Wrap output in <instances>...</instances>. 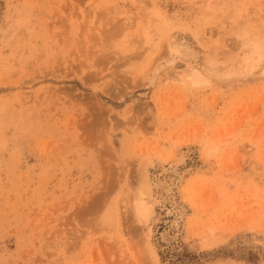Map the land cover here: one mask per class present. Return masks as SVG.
Listing matches in <instances>:
<instances>
[{
	"label": "rangeland",
	"instance_id": "1",
	"mask_svg": "<svg viewBox=\"0 0 264 264\" xmlns=\"http://www.w3.org/2000/svg\"><path fill=\"white\" fill-rule=\"evenodd\" d=\"M0 264H264V0H0Z\"/></svg>",
	"mask_w": 264,
	"mask_h": 264
},
{
	"label": "bare ground",
	"instance_id": "2",
	"mask_svg": "<svg viewBox=\"0 0 264 264\" xmlns=\"http://www.w3.org/2000/svg\"><path fill=\"white\" fill-rule=\"evenodd\" d=\"M154 25H151V27H153L155 29ZM159 26H161V25H159ZM147 27H144L143 32H142L144 34L143 37L145 39V43L148 42V38H149V36H148L149 30H147L148 29ZM257 48H259V47H257ZM260 48H261V46H260ZM259 56H261V55L259 54ZM192 72H193V77H192L193 83H201L203 81V77L201 76V73L196 69H193ZM205 149H207V153H211L212 151L216 150L214 147H211V146H209L208 148H205ZM177 153H179V152H177ZM174 155H175L174 152H172L170 157H172V158L174 157V159H175L176 157ZM178 156H180V155H178ZM181 157H183V155ZM177 158H179V157H177ZM177 158L175 160L172 159L175 166L179 162L182 161L180 158L179 159H177ZM151 162L152 161L150 159H147V160L145 159V161L143 163L141 162V165L138 167L139 168V171H138L139 174H138V176L136 175L137 177H136L135 183L132 182L134 184H132V185L130 184L131 185V187H130L131 188V194H129L130 198H129V200L127 199L128 201L124 200L125 201L124 204L125 203L127 205L129 204V206H130L129 210L131 213L130 216L132 217V219L136 223H138V226L136 225V223H135V225L134 224L133 225L137 226V227H135V228H137L136 231H138L140 234H144L143 237L148 244L147 249L150 251V253L152 254L151 256H153V259H154V257H156V254H155L154 250L152 248H150V245H149V242H150L149 239H150V235L152 233V230H151V227L149 226L148 222L150 220V217H152L153 213L155 212L154 211V205H156L158 203V200L156 199V196L154 193V187H153L152 182H151L152 180L150 181V179H149L150 176L148 175V166L151 164ZM237 165H238V168L241 167L240 164H237ZM166 184L164 182V183H162V186L163 185L165 186V192L168 193V192H170L171 187H170V184H168V185H166ZM219 198H220V196H219ZM125 208H126V206H125ZM131 224H132V221H131ZM209 230H210V233H212V229L209 228ZM132 233H131L132 235H135L134 232H132ZM147 249H145V250L147 251ZM151 260H152V258H151Z\"/></svg>",
	"mask_w": 264,
	"mask_h": 264
}]
</instances>
